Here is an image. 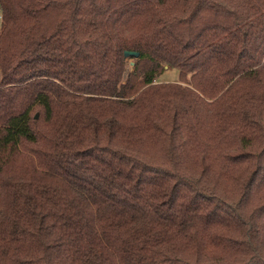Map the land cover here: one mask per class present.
<instances>
[{
  "label": "trees",
  "instance_id": "obj_1",
  "mask_svg": "<svg viewBox=\"0 0 264 264\" xmlns=\"http://www.w3.org/2000/svg\"><path fill=\"white\" fill-rule=\"evenodd\" d=\"M0 264H264V0H0Z\"/></svg>",
  "mask_w": 264,
  "mask_h": 264
},
{
  "label": "rangeland",
  "instance_id": "obj_2",
  "mask_svg": "<svg viewBox=\"0 0 264 264\" xmlns=\"http://www.w3.org/2000/svg\"><path fill=\"white\" fill-rule=\"evenodd\" d=\"M131 63L128 66L129 70H132L133 62L132 59ZM180 78V71L176 67H171L169 65H166L164 72L158 77L159 81L161 82H167V81H177Z\"/></svg>",
  "mask_w": 264,
  "mask_h": 264
},
{
  "label": "water",
  "instance_id": "obj_3",
  "mask_svg": "<svg viewBox=\"0 0 264 264\" xmlns=\"http://www.w3.org/2000/svg\"><path fill=\"white\" fill-rule=\"evenodd\" d=\"M130 54V53H129ZM37 116V115H36Z\"/></svg>",
  "mask_w": 264,
  "mask_h": 264
}]
</instances>
